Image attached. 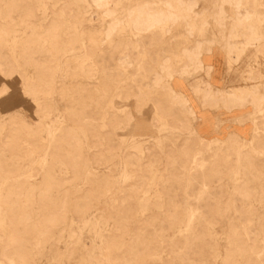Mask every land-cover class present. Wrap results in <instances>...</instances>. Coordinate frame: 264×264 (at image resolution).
<instances>
[{"label":"rangeland","instance_id":"374dc122","mask_svg":"<svg viewBox=\"0 0 264 264\" xmlns=\"http://www.w3.org/2000/svg\"><path fill=\"white\" fill-rule=\"evenodd\" d=\"M263 34L264 0H0V264H264ZM211 54L246 138L172 87Z\"/></svg>","mask_w":264,"mask_h":264},{"label":"crops","instance_id":"0c3cea01","mask_svg":"<svg viewBox=\"0 0 264 264\" xmlns=\"http://www.w3.org/2000/svg\"><path fill=\"white\" fill-rule=\"evenodd\" d=\"M201 61L204 67L210 66L211 72L206 77L201 74H190L183 77H175L172 80V87L175 92L183 94L195 114L196 120L193 127L196 133L205 140L226 138L229 134L235 133L240 138H246L250 128L246 124H239L238 121L244 117L243 110L238 108L229 109L230 106L223 103H209L202 108L191 93L190 87L199 84L203 88L205 83L213 89L227 91V80L219 67V58L214 54L203 55Z\"/></svg>","mask_w":264,"mask_h":264},{"label":"bare ground","instance_id":"6f19581e","mask_svg":"<svg viewBox=\"0 0 264 264\" xmlns=\"http://www.w3.org/2000/svg\"><path fill=\"white\" fill-rule=\"evenodd\" d=\"M99 1V0H98ZM223 1V0H222ZM236 3V2H235ZM230 5V4H229ZM148 8V7H147ZM169 8V7H168ZM234 8V7H233ZM141 9H143V8H141ZM181 9V8H180ZM204 10V9H203ZM219 10V9H218ZM148 11V10H147ZM159 12V11H158ZM203 12V11H202ZM154 14H156V13H154ZM190 14V13H189ZM207 14V13H206ZM145 16H146V14H145ZM248 16V15H247ZM156 17V16H155ZM217 17V16H216ZM245 17V16H244ZM175 19V18H174ZM138 20V19H137ZM153 20V19H152ZM223 20V19H222ZM238 20V19H237ZM135 21V20H134ZM208 22V21H207ZM137 23V22H136ZM149 24V23H148ZM205 24V23H204ZM208 24V23H207ZM187 29V28H186ZM146 31V30H145ZM149 31V30H148ZM205 33V32H204ZM250 35V34H249ZM264 35V34H263ZM248 37V36H247ZM249 38V37H248ZM227 40V39H226ZM213 42V41H212ZM228 44V43H227ZM257 44V43H256ZM195 46V45H194ZM252 46V45H251ZM251 46H249V47H251ZM245 47L242 49V53L245 51ZM166 63V62H165ZM194 63V62H193ZM166 68V67H165ZM194 87V86H193ZM257 91V90H256ZM219 92L221 93V91L219 90ZM224 92H226V91H224ZM252 92V91H251ZM224 94V93H223ZM251 94V93H250ZM205 95V94H204ZM230 95V94H229ZM199 96V95H198ZM202 96V95H201ZM216 96H217V94H216ZM231 96V95H230ZM242 96V95H241ZM244 98H245V94H244ZM203 100V99H202ZM256 102V101H255ZM260 102V101H259ZM257 103V102H256ZM224 104V103H223ZM234 104V103H233ZM257 109V108H256Z\"/></svg>","mask_w":264,"mask_h":264}]
</instances>
